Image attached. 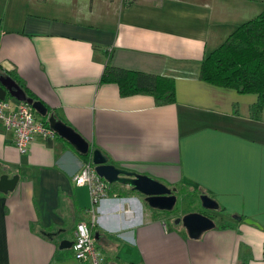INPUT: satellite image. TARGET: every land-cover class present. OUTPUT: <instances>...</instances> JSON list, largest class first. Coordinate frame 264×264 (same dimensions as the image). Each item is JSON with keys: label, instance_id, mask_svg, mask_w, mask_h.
I'll use <instances>...</instances> for the list:
<instances>
[{"label": "crops", "instance_id": "1", "mask_svg": "<svg viewBox=\"0 0 264 264\" xmlns=\"http://www.w3.org/2000/svg\"><path fill=\"white\" fill-rule=\"evenodd\" d=\"M62 1L66 18L33 12L37 0L3 10L0 75L108 163L163 183L176 200H215L219 209L204 214L215 226L191 239L176 220L198 208L178 216L176 202L170 212L150 207L131 187L102 180L90 153L57 134L35 136L21 153L0 124V175L18 177L0 193V264H85L72 245L58 247L80 220L92 225L103 264H264V109L252 110L254 94L200 78L202 59L264 0ZM105 67L167 77L174 100L119 94L101 81ZM88 163L107 194L96 203L88 184L72 180Z\"/></svg>", "mask_w": 264, "mask_h": 264}, {"label": "trees", "instance_id": "2", "mask_svg": "<svg viewBox=\"0 0 264 264\" xmlns=\"http://www.w3.org/2000/svg\"><path fill=\"white\" fill-rule=\"evenodd\" d=\"M134 1L123 0V3L128 5ZM103 70L101 81L116 84L119 94L144 92L159 102L174 100L173 81L167 77L116 67ZM200 78L240 93L254 94L252 110L264 109V9L235 27L222 44L202 59ZM40 119L44 122V117Z\"/></svg>", "mask_w": 264, "mask_h": 264}, {"label": "water", "instance_id": "3", "mask_svg": "<svg viewBox=\"0 0 264 264\" xmlns=\"http://www.w3.org/2000/svg\"><path fill=\"white\" fill-rule=\"evenodd\" d=\"M10 96L18 101L25 102L31 106V110H34L37 114L47 118L49 127L59 137L65 139L69 145H72L76 151L81 154L90 153L91 163L94 165L96 174L108 183H119L132 188L142 194L145 197V202L152 208L158 210L169 211L173 208L176 200V196L172 193L171 189H168L163 183L148 177L147 175H141L133 171H129L124 168L115 167V165L108 163L106 155H104L99 149L90 150L88 142L81 136L74 132V130L66 125L60 119H56L53 113H48L45 106L41 101L34 100L27 96L25 91L18 86V84L9 76L0 75V99ZM18 182V177H8L6 174L0 175V193H8L12 191ZM200 203L203 209L217 211L219 209L218 203L208 196L201 195ZM237 220L241 218L235 216ZM251 220L245 219L244 222H250ZM176 223H182L181 225L187 231L189 238L198 239L204 232L214 228V222L211 218L200 212H188L181 218L176 220ZM57 233H55L56 235ZM48 237L54 235L49 233ZM96 238V235H95ZM72 245V242L68 240L59 241L58 247L63 249Z\"/></svg>", "mask_w": 264, "mask_h": 264}, {"label": "built area", "instance_id": "4", "mask_svg": "<svg viewBox=\"0 0 264 264\" xmlns=\"http://www.w3.org/2000/svg\"><path fill=\"white\" fill-rule=\"evenodd\" d=\"M31 106L19 102L13 106L6 99H0V124L5 129L13 131L14 147L21 153L27 150V145L35 136L52 137L55 133L48 124L37 117ZM90 163L83 165L80 172L73 177L76 185L88 184L92 202L96 203L107 194L105 187L100 182L91 168ZM92 225L84 220L76 223L72 250L75 259L85 264H103L104 256L95 247V238Z\"/></svg>", "mask_w": 264, "mask_h": 264}, {"label": "rangeland", "instance_id": "5", "mask_svg": "<svg viewBox=\"0 0 264 264\" xmlns=\"http://www.w3.org/2000/svg\"><path fill=\"white\" fill-rule=\"evenodd\" d=\"M27 0H0V16L3 17V10H5L8 6L16 7L17 5H20V8L26 7ZM88 4H90V1L88 0ZM256 3H254L255 5ZM65 4L62 0H37L36 4H33L29 6L33 12H40L41 14H53L54 17H65L68 15L65 11ZM262 7H264V2H258V5L255 7L250 17L255 16V14L259 13L262 10ZM28 9V8H27ZM249 18V17H248ZM241 24V22L239 23ZM10 102L17 103L16 101L10 99ZM14 106V105H13ZM176 200V204L174 208L172 209V214H178L180 216L182 209L184 211L187 210H193L196 209L199 205L198 200H193V197L191 195H188L187 197H183V199ZM195 202V207L192 202ZM177 218V217H176ZM170 224V222H168ZM172 223V222H171Z\"/></svg>", "mask_w": 264, "mask_h": 264}, {"label": "flooded vegetation", "instance_id": "6", "mask_svg": "<svg viewBox=\"0 0 264 264\" xmlns=\"http://www.w3.org/2000/svg\"><path fill=\"white\" fill-rule=\"evenodd\" d=\"M197 208L199 209L198 211H201L200 213L213 216V214L211 212H208V211H206V210H204V209H202L201 207H198V206H197Z\"/></svg>", "mask_w": 264, "mask_h": 264}]
</instances>
